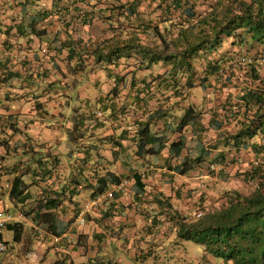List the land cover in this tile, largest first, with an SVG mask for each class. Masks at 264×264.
Instances as JSON below:
<instances>
[{"label": "crops", "instance_id": "1", "mask_svg": "<svg viewBox=\"0 0 264 264\" xmlns=\"http://www.w3.org/2000/svg\"><path fill=\"white\" fill-rule=\"evenodd\" d=\"M90 1L86 0V3L90 4ZM119 1L130 0H98L94 7L88 6L93 18L86 24L81 23L80 17L87 4L77 7L68 1L63 2L66 26L59 19V0H0V140L6 141V147L0 145V165L5 171L0 211L10 213L13 218L9 223H22L23 230L28 224H33L31 216H35V206L41 203L42 198L59 193L62 185L68 182L70 185L69 180L81 173L76 165L82 153L75 150L70 157L65 155L68 151V129L75 126L72 115L83 112L84 115L91 114L93 119L102 120L104 116L101 118L96 114L101 112L97 98L109 91L115 76L119 78L127 71L121 69L123 64L117 67L109 65L113 72L108 74L102 63H97L93 56L81 50L82 68L69 74L67 68L69 65L75 67L78 57L68 60V48L62 44L60 49L59 40H69L70 44L78 42L74 44L76 49L83 46L90 49L91 45L96 46L102 39L113 35L110 23L119 24L115 33L125 37L132 26L139 29L149 20L157 24V17L163 12L158 5L160 0H139L137 14L128 20L124 14L118 16L117 10L111 12L105 7ZM40 14L47 16L38 24L41 29L45 28L46 33L35 36L24 31L27 21L32 16L40 17ZM110 14L112 17L107 18ZM20 22L23 27L19 31L23 30V33L17 32ZM165 25L158 22L161 28ZM78 37L82 42L76 41ZM140 37L145 39L143 35ZM124 60V57L120 58V62ZM5 67L15 74L6 80L3 79ZM159 68L156 66L153 73ZM147 73L141 71L137 75L143 77ZM74 78L77 79L75 83L67 86L63 93L59 92L63 82H71ZM210 81L213 86L188 89L184 93L186 99L180 103L181 107L192 104L201 109L205 126L214 116L221 121L220 128L204 131L203 136L207 140L216 139L221 132H234L244 110L241 84L220 88L214 77ZM174 100L171 98L168 103ZM155 105L156 102H151L150 109ZM173 111L175 117L153 122V130L168 137L167 146L158 153H136L135 143L129 134L135 131L134 121L139 114L134 116L131 112L119 123L109 119L102 121V126L90 130L93 135L79 140L86 144L96 137H103L98 144L104 156V159H98L99 171H112L120 176L119 182L125 179L126 183L109 186L105 191H110L111 197L99 206L86 209L85 223L76 228H71V222L92 197V190L78 186V195L71 199L62 198L57 208L38 212L37 221L41 222L39 227L45 237L41 245L54 242V237L59 238V247L56 248L59 250V264H224L205 253L201 245H192L190 240L178 238L176 224L170 215L175 211L183 216L197 213L206 207L208 193L211 198L220 196L226 185L235 187V178L226 184L196 167L186 173L169 167V163L171 166L179 163L168 148L169 143L179 136L174 127L179 121L180 110L173 108ZM122 128L128 130L126 139L118 138ZM182 135L189 139L190 127ZM253 140H257V136ZM119 141L121 147L116 146ZM235 157L239 163L229 167L231 173L238 165L246 166L252 160V152L249 148L241 149ZM134 173L140 175L144 183L141 197L135 195ZM15 176H20L28 184L26 191L29 195L24 202H14L10 197ZM157 199H165L171 207L159 204ZM29 209L32 211L24 214L23 210ZM45 222H56V229Z\"/></svg>", "mask_w": 264, "mask_h": 264}, {"label": "trees", "instance_id": "2", "mask_svg": "<svg viewBox=\"0 0 264 264\" xmlns=\"http://www.w3.org/2000/svg\"><path fill=\"white\" fill-rule=\"evenodd\" d=\"M66 1L77 7L87 4L82 7L80 19L82 24L91 21L93 16L87 7H94L98 0H91L90 4L86 0H59V19L67 26L62 11L65 7L61 5ZM138 2L119 1L105 7L111 12L117 10L118 16L124 14L129 20L137 14ZM158 5L163 12L157 17V24L149 20L139 29L132 26L125 37L115 33L119 24L115 26L110 23L113 35L102 39L96 46L91 45L90 49L85 46L76 49L74 44L78 42L70 44L69 40H59L60 49L62 44L68 48V60L78 57L77 67L69 65L67 68L69 74L81 70V50L93 56L97 63H102L103 70L108 74L113 72L109 65L117 67L123 64L121 69L127 71L119 78L115 76L109 91L97 98V106L104 113L102 120L93 119L91 114L84 115L83 112L72 115L76 127L68 129V151L65 155L70 157L75 150L82 153L76 165L81 173L69 180L70 185L69 182L62 185L59 193L42 198L41 203L35 206V216H31L33 223L41 224L37 221L40 210L57 208L62 198L71 199L78 195V186L92 190L91 196H94L119 183V175L112 171H99L98 159H104V156L98 144L103 137H96L86 144L79 141L93 135L90 130L102 126L104 120L119 123L130 112L134 116L139 114L134 121L135 131L129 134L126 128H122L118 138L126 139L129 134L137 154L158 153L167 146L168 137L153 130V122L175 117L173 108H178L179 121L174 130L179 136L169 143L168 148L179 163L173 166L169 163V167L179 173L196 167L226 184L235 178L236 185H226V190L217 196L219 204L199 210L200 216H196V213L183 216L177 211L171 214L177 237L201 245L205 253L224 264H264V0H160ZM40 15L32 16L24 27L20 22L17 32L28 31L35 36L45 34V28L41 29L38 24L47 16ZM158 22L166 25L161 28ZM22 27L25 30L19 31ZM142 35L145 36L144 40L140 37ZM76 41H81V38L78 37ZM121 57L125 58L124 62H120ZM156 66L160 68L153 73ZM5 68L4 80L15 75ZM141 71L148 73L140 77L137 74ZM211 77L220 83V88L241 84L244 110L234 132H221L216 139L207 140L203 136L204 131L207 128H220L221 121L214 116L205 126L201 109L192 104L181 107L180 103L186 99L184 93L188 89L213 86ZM76 81L74 78L71 82H63L59 92L63 93L67 86ZM171 98L175 100L168 103ZM151 102L157 103L152 110ZM145 110L147 113H144ZM188 127L189 139L182 135ZM256 136L257 140H253ZM0 145L6 147V141L0 140ZM116 146L121 147L122 143L119 141ZM247 148L252 152V160L246 166L238 165L231 173L229 167L239 163L235 156L241 149ZM132 179L135 195L141 197L144 192L141 176L134 173ZM27 187L28 184L20 176H15L10 189L11 199L24 202L29 195ZM156 201L167 208L171 207L165 199ZM23 211L28 215L32 209ZM45 223L54 229L57 227L56 222ZM5 228L13 232L16 242H22V223H7ZM54 244L57 245L58 241Z\"/></svg>", "mask_w": 264, "mask_h": 264}, {"label": "rangeland", "instance_id": "3", "mask_svg": "<svg viewBox=\"0 0 264 264\" xmlns=\"http://www.w3.org/2000/svg\"><path fill=\"white\" fill-rule=\"evenodd\" d=\"M212 197L208 193L206 208L216 207L219 204L218 198L214 195ZM33 225L39 227L35 223L30 226L28 224L23 230L22 242L19 244L13 239V232L6 228L4 229L3 236L6 239V253L2 256L4 257L2 264H59V250L56 249L59 246L54 244L55 241L46 243L47 245L45 244L44 246L41 245L42 240L45 239L44 233L37 232ZM35 234L39 237H35ZM189 242L192 245H197L191 241Z\"/></svg>", "mask_w": 264, "mask_h": 264}, {"label": "built area", "instance_id": "4", "mask_svg": "<svg viewBox=\"0 0 264 264\" xmlns=\"http://www.w3.org/2000/svg\"><path fill=\"white\" fill-rule=\"evenodd\" d=\"M60 22L62 23L63 20H60ZM96 114L99 117H102L101 112H97ZM4 172H5L4 168L0 165V192L3 186L2 178L4 176ZM125 183H126V180L124 179L120 181L118 184L121 186V185H124ZM109 197H111V192L104 191L103 193L96 194L92 196L91 198H89L83 205V208L80 209L79 212L77 213L76 218L71 222V228H76V227L83 225L85 223V217H84L85 210L88 208L99 206L105 199ZM200 214L201 212L198 211L196 213V216H200ZM12 218L13 217L10 215V213L0 211V263H1L2 256L6 253V239L3 236V231L6 227V224L9 223L12 220ZM33 227L37 230V232L44 233V231L38 226L33 225ZM58 240H59L58 237H54L55 242Z\"/></svg>", "mask_w": 264, "mask_h": 264}]
</instances>
